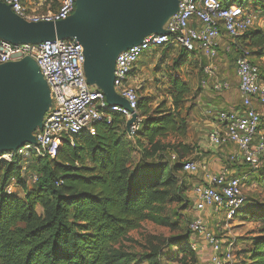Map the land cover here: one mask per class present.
Wrapping results in <instances>:
<instances>
[{"label":"trees","instance_id":"1","mask_svg":"<svg viewBox=\"0 0 264 264\" xmlns=\"http://www.w3.org/2000/svg\"><path fill=\"white\" fill-rule=\"evenodd\" d=\"M220 1L224 6L234 2ZM255 7L264 6L257 2ZM226 47L248 50L256 65L255 61L264 59V33L251 28L234 43L222 34L218 57L224 56L234 67V55L226 53ZM165 48L171 47L159 49ZM180 50L171 71L184 67L187 57L193 55L203 60L202 74L207 61ZM258 69L264 84V69ZM168 86L169 105L162 101L151 109L152 99L138 97L140 128L130 138L124 119L112 114L110 123L94 125L93 134L80 132L72 146L64 141L54 160L33 159L26 165L0 162V264H137L131 254L114 247L146 218L168 224L150 211L161 206L172 192L180 194L182 177L177 179L176 175L183 174L180 162L192 155L191 148L178 142L187 130L181 112L189 86L179 76H170ZM259 130L264 132V121ZM168 138H173V143H166ZM168 151L173 152L175 162L170 161L171 155L165 158ZM224 164L235 177L243 175L238 168L244 166L247 173L239 178L248 181L257 174L264 188V163L253 170L243 162H229L226 156ZM32 176L37 180L28 185ZM11 181L22 191V197L5 193ZM240 212L248 220H264V208L258 212L245 206ZM186 229L187 236L168 247H177L179 264H195L198 256L191 248L193 234ZM249 241L242 250L248 264H264V234Z\"/></svg>","mask_w":264,"mask_h":264},{"label":"built area","instance_id":"2","mask_svg":"<svg viewBox=\"0 0 264 264\" xmlns=\"http://www.w3.org/2000/svg\"><path fill=\"white\" fill-rule=\"evenodd\" d=\"M39 1L0 0L12 13L29 23L59 22L75 10V0H61L55 10L45 12L41 11ZM257 2L264 6V0H234L229 6H224L220 0H179L178 12L164 28L169 35H149L140 45L120 53L116 59L114 91L126 101L129 110L108 106L101 92L87 86L83 73V50L77 43L55 40L37 45H12L0 40V65L23 58L32 59L51 97V106L42 126L33 133L34 143L0 154V162L20 161L26 165L33 159L54 160L64 141L72 146L80 132L93 134L94 125L110 123L112 114L121 116L125 125L132 117L130 111L137 114L136 121L126 130L128 137H132L139 130L141 120L136 111L138 96L130 85V77L139 59L150 49L180 47L200 55L207 61L202 68L201 87H209L216 93L225 91L228 86L218 78L216 65L222 34L234 43L253 28L261 13L255 7ZM225 52L234 55L241 104L234 110L217 111V127L209 132L208 142L214 148L233 146L236 153L229 154L228 161L237 160L255 170L264 160V133L259 130L264 121V84L259 80V69L252 63L248 50L226 47ZM175 160L171 155L170 161ZM180 164L182 173L201 175L191 190L194 216L188 230L204 242L199 245L193 240L192 251L197 256L202 253L206 257L195 264H230L233 242L223 246V242L209 232L202 215L221 214L225 223L235 218L247 201L241 185L245 177H235L226 168L216 173L209 172L195 161L184 160ZM36 180V176L30 177L28 185H33ZM17 188L11 181L4 191L13 195Z\"/></svg>","mask_w":264,"mask_h":264},{"label":"water","instance_id":"3","mask_svg":"<svg viewBox=\"0 0 264 264\" xmlns=\"http://www.w3.org/2000/svg\"><path fill=\"white\" fill-rule=\"evenodd\" d=\"M179 0H75L71 16L59 22L29 23L0 2V40L12 45L71 41L82 47L87 86L101 92L108 106L127 109L114 91L118 55L164 30ZM51 106L49 88L30 58L0 65V154L33 144ZM125 128L136 121L133 111Z\"/></svg>","mask_w":264,"mask_h":264},{"label":"rangeland","instance_id":"4","mask_svg":"<svg viewBox=\"0 0 264 264\" xmlns=\"http://www.w3.org/2000/svg\"><path fill=\"white\" fill-rule=\"evenodd\" d=\"M44 1L46 0L38 2L43 12L55 10L61 0H49L47 4H44ZM259 9L261 13L258 15L253 28L261 30L264 33V7H260ZM180 54L181 50L178 47L157 50L150 49L135 65V69L130 77V85L135 89L139 98L152 99L150 104L151 109L162 101L167 102L168 105L170 104L168 86V78L170 76H179L189 86L190 92L185 97L186 101L181 112V115L186 118L187 130L185 136L178 142L191 148L193 155L191 159L196 160L200 154L203 157L210 153V149H208L210 144L207 134L204 132L206 124L203 122L204 118L201 116L202 103H200L199 107L196 101H194V97L197 96V98H202V101L206 102V94L201 87L203 60L200 57L189 55L187 57V64L184 67L171 71V65ZM255 64L259 68L264 69V59L255 61ZM262 133L264 132L262 131ZM165 142L171 144L173 143V138H168ZM171 153L173 152H166L165 158H168ZM261 163L263 164L264 160ZM238 173L239 175L242 173L245 175L247 173L246 168L244 166L239 167ZM233 174L231 172V175ZM200 176L199 174H177V179L182 177L181 183L183 188L180 194L177 195L176 191L172 192L161 206H155L150 211L151 214L166 220L168 222L167 225L158 224L152 221L151 218H146L138 229L130 232L114 248L131 254L137 264H179L178 259L180 256H176L177 247L168 246L175 242L174 240L177 238L187 236L186 228H188V224L194 216L191 190L192 186L200 180ZM255 176L250 177L248 181L243 180L241 185L243 195L247 200V205H245L247 210L251 209L259 212L264 208V188L261 187L259 180ZM177 179L176 181L179 185V180ZM16 194L20 197L23 196L19 188H17ZM241 215V212H239L237 217L226 223L221 214H213L208 217L204 213L202 215L209 232L221 240L223 246H226L227 242H233V253L231 254L230 264H248L246 260L247 256L242 253V250L250 242V239L259 236V234H264L263 219L248 220L244 214L242 218ZM193 240L199 245L204 244L198 236H193L191 242ZM198 256L204 259L206 257L202 253Z\"/></svg>","mask_w":264,"mask_h":264},{"label":"crops","instance_id":"5","mask_svg":"<svg viewBox=\"0 0 264 264\" xmlns=\"http://www.w3.org/2000/svg\"><path fill=\"white\" fill-rule=\"evenodd\" d=\"M216 65L218 78L226 82L228 88L225 91L219 93L213 92L209 87L202 88V90L206 94V102H203L202 98L199 97L194 100L196 101L199 107L200 103H202L201 116L204 118L203 122L206 124V126H204V132H206L207 136L209 132H211L217 127L215 122L217 111L223 109L234 110L240 104V94L238 92V78L236 76V72L233 65L230 64L228 59H226L222 55H219ZM209 146L208 149H210V153L208 155L202 157V155L200 154L196 160L191 159L193 155H190L189 159L187 160L195 161L206 171L216 173L225 168L226 165L224 164V161L226 160V156L234 152L236 153V150L231 145L222 149L214 148L211 145ZM197 258L198 261L203 260L202 257L198 256Z\"/></svg>","mask_w":264,"mask_h":264}]
</instances>
